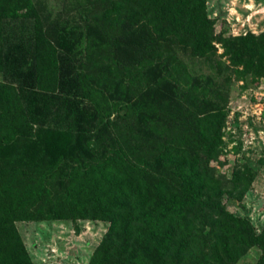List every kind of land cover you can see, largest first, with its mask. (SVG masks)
<instances>
[{
	"label": "trees",
	"instance_id": "obj_1",
	"mask_svg": "<svg viewBox=\"0 0 264 264\" xmlns=\"http://www.w3.org/2000/svg\"><path fill=\"white\" fill-rule=\"evenodd\" d=\"M14 7L31 9L28 0L8 8L12 15ZM88 12L86 18L112 29L115 47L119 37L127 38L139 26L158 43H175L193 56H213L219 44V55L237 79H264V29L214 34L204 0H107ZM6 14L0 8V17ZM174 58L169 52L163 67ZM30 59L36 88L53 91L56 53L40 27ZM89 75L76 77L80 94L98 115L114 114L110 124L121 142L98 160L72 166L60 180L62 187L52 192L46 179L56 164L21 169L0 161V264H32L15 221L68 218L108 222L87 264H234L251 247L260 251L256 264H264V228L255 233L221 202L225 194L241 197L250 169L223 178L208 164L221 143L224 106L209 102V90L188 83L180 88L174 78L164 84L171 93L178 90L175 97L166 93L174 104L152 101L137 113L135 102L110 101ZM115 84L121 86L122 79ZM22 140H32L31 126L14 86L0 81V154L12 152ZM8 174L13 180L8 177L12 181L6 184Z\"/></svg>",
	"mask_w": 264,
	"mask_h": 264
},
{
	"label": "rangeland",
	"instance_id": "obj_2",
	"mask_svg": "<svg viewBox=\"0 0 264 264\" xmlns=\"http://www.w3.org/2000/svg\"><path fill=\"white\" fill-rule=\"evenodd\" d=\"M21 1L0 0V8L8 13L0 17V81L14 86L31 126L32 140H22L12 152L0 154L4 167L35 169L56 164L54 174L46 179V187L52 192L62 187L61 181L72 166L98 160L119 145L121 141L110 124L114 114L106 117L94 111L77 87L79 73L89 72V80H98L110 101L135 102L132 106L137 113L145 112L152 101L174 104L169 96L175 97L178 90L171 93L164 84L175 78L180 88L188 83L209 90V102L224 106L221 143L217 156L208 164L223 178L250 169L241 197L225 194L221 202L228 212L247 220L255 233L264 228L263 78L253 81L246 75L237 79L219 55V44L213 56H193L175 43H158L149 29L139 26L127 38L119 37L115 47L112 29L96 18H86L88 11L98 10L107 0H28L30 10L14 7L12 15L7 9ZM204 1L214 34L238 35L264 29V0ZM37 27L56 53L57 83L53 91H42L34 82L30 58ZM169 52L175 58L163 67ZM119 79L122 84L116 86ZM181 107L187 113L185 102ZM8 177L13 180L8 174L6 184L12 181ZM14 225L32 264H87L108 222L68 218L19 220ZM259 256V249L251 247L234 264H256Z\"/></svg>",
	"mask_w": 264,
	"mask_h": 264
}]
</instances>
